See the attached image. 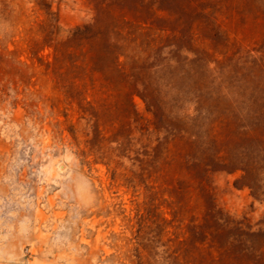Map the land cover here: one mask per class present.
Wrapping results in <instances>:
<instances>
[{"label": "rangeland", "instance_id": "374dc122", "mask_svg": "<svg viewBox=\"0 0 264 264\" xmlns=\"http://www.w3.org/2000/svg\"><path fill=\"white\" fill-rule=\"evenodd\" d=\"M0 264H264V0H0Z\"/></svg>", "mask_w": 264, "mask_h": 264}]
</instances>
